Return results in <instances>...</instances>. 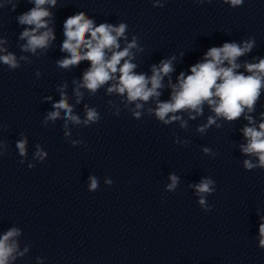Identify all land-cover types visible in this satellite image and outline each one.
<instances>
[{
  "label": "clouds",
  "instance_id": "clouds-1",
  "mask_svg": "<svg viewBox=\"0 0 264 264\" xmlns=\"http://www.w3.org/2000/svg\"><path fill=\"white\" fill-rule=\"evenodd\" d=\"M10 3L11 0H5ZM34 4L30 10L17 17L20 25L27 27L20 34L21 40L26 43L21 45L23 52H30L33 55L37 50L43 54L50 48L56 39L53 28L49 27L51 11L45 7L50 5L55 7L57 0H30ZM202 3L203 0H200ZM232 7L241 6L244 0H224ZM4 5L0 4V7ZM155 6V5H154ZM162 6V5H160ZM16 5L13 4V9ZM128 25L124 22L118 25L110 23L96 24L94 19L89 18L83 11L69 16L63 23L64 40L60 51L66 53L64 58L58 60L57 67L71 70L78 67L81 62H89V67L83 72L82 79L73 80L74 95L77 97L76 103L83 99L82 89H86L90 96H94L99 89L106 87L108 95L116 94L122 98L121 103L131 111L136 119L142 116L144 105L150 101L155 102L154 108L147 109L148 113L164 125L179 121L181 128H187V121L183 120L178 113L187 112L189 119L203 114V106L208 105L214 116L207 118V123L199 126L197 131L205 133L212 125H218L217 119H224L232 122L242 115L248 123L241 129L246 143L239 145L240 151L249 157L243 161L246 170H264V113L260 114V122L257 124L251 113L255 112V105L264 89V58L258 62H244L243 65L237 63V59L249 53L255 40L249 39L237 44L236 42L224 43L220 47H211L204 55L203 61L194 64L190 68V74L183 72L177 77V82L172 83L169 79L171 88L170 99L161 101V89L164 87V77L169 76L174 71L172 57L161 60L159 65L151 67V76L144 73H137V64L133 61L136 56L133 49L143 51L139 46L138 40L133 36L131 42H127ZM125 41V46L121 48L120 41ZM6 40L0 39V63L7 65L10 70L20 67V60L28 62V57L21 56L19 60L14 53L8 52L3 45ZM255 59V58H254ZM243 66L245 72H239ZM37 76L40 75L37 71ZM67 83L60 85L58 91L60 99L52 104L53 110L48 112L45 117V125L48 121L55 122L61 119L63 112L65 136H70L69 124L90 126L96 124L101 119L100 113L94 107L84 106V117L74 114V105L68 102L66 93ZM51 100V97H46ZM112 105V101H108ZM134 105V108L132 107ZM119 109L114 113L119 115ZM195 113V115H193ZM6 127V126H4ZM73 145L83 143L80 140L71 141ZM176 143L186 144L187 141ZM16 148L19 155L25 157L27 154V138L17 141ZM7 150L6 143L0 141V156ZM202 151L205 154L215 156L216 153L208 147ZM47 155L40 146L37 145L35 157L41 161ZM252 158H255V162ZM23 163V161H21ZM34 165L29 164V168ZM171 183L167 185L168 191H174L179 183V177L175 174L169 176ZM89 191L98 188V180L89 177ZM106 183L111 184L110 180ZM200 197L198 203L205 211H210L206 197L215 191V181L209 177H204L198 184L190 185ZM264 221V217H261ZM21 235V229L12 227L3 235H0V264H10L17 258L23 256L28 251L19 252L17 237ZM264 249V222L259 225V245Z\"/></svg>",
  "mask_w": 264,
  "mask_h": 264
}]
</instances>
